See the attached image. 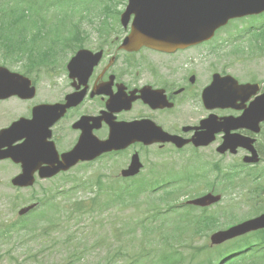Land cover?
<instances>
[{
	"label": "flooded vegetation",
	"instance_id": "1",
	"mask_svg": "<svg viewBox=\"0 0 264 264\" xmlns=\"http://www.w3.org/2000/svg\"><path fill=\"white\" fill-rule=\"evenodd\" d=\"M120 24L116 20L101 21L83 29L74 24L66 29L64 36L52 38L50 34H41L23 39L24 42L34 40L57 45L44 50L48 57L43 61L50 58L51 66L58 56L62 58L66 54V61L51 69H42L43 63L31 53L15 57L19 60L16 63H27V70L33 66L31 72L37 73L39 67V73L55 79L49 85V92L44 91L47 98L35 104L31 102L37 93L19 90L18 96L9 98H16L28 108L29 112L19 117L20 120L39 119L35 127L37 138L41 139L44 132L51 131L53 137L56 129L60 131L61 137L54 142L55 146L41 139L49 152L53 147L56 149L59 158L53 163H44V167H49L48 172L63 169L67 161H62L60 156L69 152L82 135L100 141L110 137L143 138L122 151L75 165H90L109 157L116 172V159L123 153L128 158L123 169L130 166L132 156L137 154L142 164L139 172L124 177L121 169L119 175L114 176L113 184H141L146 189H162L165 201L181 200L180 203L208 193L228 197L244 185L249 197L242 202V207L253 211L264 197V120L257 125L250 119L239 121L250 104L264 94V77L249 78L247 73L250 46L257 45L250 42L251 32L241 33L245 47H242L244 57L240 62L231 57V52L223 53L225 45L229 47L235 39L225 44L216 43L215 35L221 30L216 31L211 40L184 49L170 51L142 46L128 50L123 48V42L130 28H122ZM260 34L264 38V29ZM257 46L264 54V44ZM78 53L81 57L70 65ZM98 53L97 62L94 59ZM37 64L40 65L34 66ZM228 77L239 85L253 84L255 88L248 93L238 90ZM9 120V117L0 119V129L3 122L9 123ZM146 136L151 141L152 138L164 140L148 144ZM152 148L160 159H150L156 163H152V170L148 171L145 156ZM251 158L256 161L252 162ZM160 163L163 173L154 171L155 166L160 168L157 165ZM14 167L11 160L0 162V188L6 182L11 185L10 170ZM70 171L44 180L36 174L34 185L64 174L68 179ZM167 172L177 177L168 176ZM11 209L14 210L11 207L8 211ZM237 223L239 221L232 225Z\"/></svg>",
	"mask_w": 264,
	"mask_h": 264
},
{
	"label": "rangeland",
	"instance_id": "2",
	"mask_svg": "<svg viewBox=\"0 0 264 264\" xmlns=\"http://www.w3.org/2000/svg\"><path fill=\"white\" fill-rule=\"evenodd\" d=\"M116 1H122L117 9L124 8L126 1ZM86 4L92 6V0H27L22 8L25 19L50 24L74 19ZM3 16H0V22L4 20ZM99 18L100 16L92 14L84 20L79 18L78 22H94ZM250 24L264 28V15L230 22L219 32L216 43L225 44L232 41L240 32L247 30L251 31L253 36V32H258V29L248 27ZM254 39V36L251 37L250 42H254ZM238 43H231L233 51L231 57L234 56L235 60L241 62L244 56ZM225 47L223 53L227 54L229 49L227 45ZM249 58L251 59L247 70L249 78H257L258 75L264 77V54L259 51L251 52L250 47ZM2 60L4 58L0 56V65L5 66ZM57 60L59 65L65 62L66 54L62 58L58 56ZM4 61H8L9 70L23 73L20 63ZM29 77L37 84V94L32 101V104H35L47 98L45 92H49L53 77L44 73H34ZM26 111L23 104L18 105L16 98L0 101V119L6 117L15 119ZM145 158L149 171L152 170V163H156L150 159L159 160L160 156L150 150ZM116 160V172L113 165H110L109 157H106L90 165H77L67 174L70 176L68 179L65 174L60 175L52 180L40 181L31 189H12L7 182L1 186L3 191L0 190V199L4 198L5 201H0V228L5 230L12 224L17 225L11 228L9 235L3 236L5 241L0 242V264H106L107 259L116 258L120 244L136 245L139 231L134 229V226L139 217L147 214L144 206L145 197L142 193L138 194L136 201L129 202L127 207L120 208L114 204L108 206L111 202L109 196H112V193L107 192L108 187L115 186L114 176L119 175L120 170L127 165L126 153ZM157 165L160 168L155 166L154 171H162L163 164ZM166 175L177 177L172 172H167ZM96 180H101L104 187V193L99 199V211L84 217H76L69 213L68 210L74 201L92 199L101 194L102 189L95 184ZM246 189L244 185L235 189L231 192L232 195L228 194V197L226 196L223 202L215 207L214 211L225 210L223 207L236 204L238 208L234 211L237 215L240 214L238 218L243 220L264 213V202L256 204L253 211L251 208L240 207L244 199L249 197L244 191ZM31 204H39V207L34 215L27 219L25 226L21 227L23 223H20L17 211ZM11 207L14 210L8 211Z\"/></svg>",
	"mask_w": 264,
	"mask_h": 264
},
{
	"label": "water",
	"instance_id": "3",
	"mask_svg": "<svg viewBox=\"0 0 264 264\" xmlns=\"http://www.w3.org/2000/svg\"><path fill=\"white\" fill-rule=\"evenodd\" d=\"M262 12H264V0H127L120 22L122 25H126L132 17V25L130 35L123 42V48L133 50L147 46L170 51L184 48L191 44L209 40L218 28L226 25L232 19L257 15ZM80 57L81 55L78 53L70 65ZM27 85L28 82L25 79L10 74L5 68L0 67V97L22 90ZM250 87L252 86H243L245 90ZM243 119H250L254 124L264 120V94L252 102ZM145 139L148 144L152 142L148 136ZM15 141L17 140L13 142ZM135 141H143V138L133 136L129 139L125 138V140L114 138L101 144L100 150L116 148L115 146L121 142L125 143L122 147L124 148ZM89 144L99 146V144H91L90 142ZM82 145H79L82 152L93 149L88 144L83 147ZM18 147L13 149L14 154L19 153ZM21 147L23 148V146ZM18 157L13 156L12 158L17 160ZM249 160L255 162L256 158ZM140 167V164L132 162L130 167L122 171L121 174L124 177L133 176L138 173ZM219 199V196L207 195L191 203L205 207ZM262 229H264V214L226 231L217 232L210 237V241L212 245H219L249 232Z\"/></svg>",
	"mask_w": 264,
	"mask_h": 264
},
{
	"label": "trees",
	"instance_id": "4",
	"mask_svg": "<svg viewBox=\"0 0 264 264\" xmlns=\"http://www.w3.org/2000/svg\"><path fill=\"white\" fill-rule=\"evenodd\" d=\"M121 2L103 0L102 14L117 16L119 12L115 8ZM142 186L126 185L109 196L111 202L108 206L114 204L121 208L128 206V201L121 198L126 196L133 203L139 193L146 192L144 206L147 214L135 223L134 229L139 231L137 244H120L116 258L107 259L106 264H264V230L219 246L209 245L204 231L215 230L222 225L220 218L234 215L232 207L194 213L185 206L163 204L162 193L153 196ZM95 205L96 199L90 200L89 205L76 203L82 215L92 208L94 210Z\"/></svg>",
	"mask_w": 264,
	"mask_h": 264
},
{
	"label": "bare ground",
	"instance_id": "5",
	"mask_svg": "<svg viewBox=\"0 0 264 264\" xmlns=\"http://www.w3.org/2000/svg\"><path fill=\"white\" fill-rule=\"evenodd\" d=\"M30 139L32 140V142L35 144V146H36L37 148H39V149H41V150H45V147L42 145V141H41V139H39V138H35V136L31 137ZM29 156H30L31 158H33L34 160H36V159H41V158H42L41 156H38V155H36L35 153L29 154Z\"/></svg>",
	"mask_w": 264,
	"mask_h": 264
}]
</instances>
